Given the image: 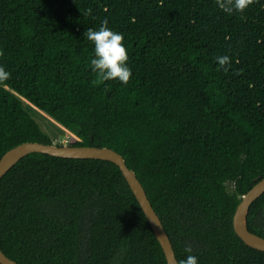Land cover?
<instances>
[{"label": "trees", "instance_id": "trees-1", "mask_svg": "<svg viewBox=\"0 0 264 264\" xmlns=\"http://www.w3.org/2000/svg\"><path fill=\"white\" fill-rule=\"evenodd\" d=\"M105 19L124 34L126 85L92 83L83 33ZM0 50L11 73L0 82V157L53 143L32 117L46 114L74 134L68 145L123 156L177 261L264 264L233 228L241 196L264 177V0L231 15L216 0H0ZM247 226L264 237V193ZM0 249L17 264H167L117 165L38 152L0 179Z\"/></svg>", "mask_w": 264, "mask_h": 264}, {"label": "water", "instance_id": "water-1", "mask_svg": "<svg viewBox=\"0 0 264 264\" xmlns=\"http://www.w3.org/2000/svg\"><path fill=\"white\" fill-rule=\"evenodd\" d=\"M38 152L63 158H90L107 160L117 165L145 214L162 250L167 264H177L170 238L155 210L153 209L146 192L138 180L135 172L130 169L121 154L108 147L96 146H72L44 144L36 141L20 143L3 153L0 157V179L21 158L29 153ZM264 193V177L258 180L238 203L233 215V228L238 237L249 247L264 251V237H261L248 229L247 213L250 205ZM0 264H17L0 249Z\"/></svg>", "mask_w": 264, "mask_h": 264}, {"label": "clouds", "instance_id": "clouds-1", "mask_svg": "<svg viewBox=\"0 0 264 264\" xmlns=\"http://www.w3.org/2000/svg\"><path fill=\"white\" fill-rule=\"evenodd\" d=\"M255 2L256 0H216L218 7L229 15L233 12H244ZM91 11V8H89L87 10L88 14H91ZM83 36L94 45V58L91 59L90 63L92 71L97 74V78L92 83L97 85L108 80L118 79L126 85L132 76V69L128 65L129 55L123 43L124 34L110 28L107 19H105L101 22L98 30L88 28L83 33ZM3 55V50H0V56ZM216 60L227 71L231 58L225 55L216 57ZM9 79H11V73L0 65V82H5ZM52 120L55 121L54 119ZM56 123L59 124L58 122ZM59 125L62 126L61 124ZM72 135L74 134L72 133ZM185 251L190 253L192 251L191 246L186 247ZM177 264H198V258L188 255L185 259L179 260Z\"/></svg>", "mask_w": 264, "mask_h": 264}, {"label": "rangeland", "instance_id": "rangeland-1", "mask_svg": "<svg viewBox=\"0 0 264 264\" xmlns=\"http://www.w3.org/2000/svg\"><path fill=\"white\" fill-rule=\"evenodd\" d=\"M32 117L35 119V121L41 126V128L51 136H53L54 139H52L54 144H67L68 137L72 135V132L70 130L65 129L57 124L55 121H53L50 117L47 115H44V118L40 116L36 112H32Z\"/></svg>", "mask_w": 264, "mask_h": 264}, {"label": "bare ground", "instance_id": "bare-ground-1", "mask_svg": "<svg viewBox=\"0 0 264 264\" xmlns=\"http://www.w3.org/2000/svg\"><path fill=\"white\" fill-rule=\"evenodd\" d=\"M35 108V107H34ZM65 131H67L66 129H65Z\"/></svg>", "mask_w": 264, "mask_h": 264}]
</instances>
